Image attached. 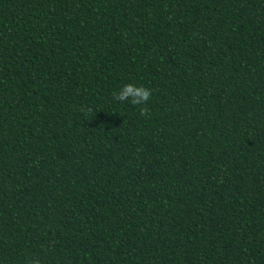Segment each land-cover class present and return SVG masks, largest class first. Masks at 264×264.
I'll return each mask as SVG.
<instances>
[{"label":"trees","instance_id":"16d2710c","mask_svg":"<svg viewBox=\"0 0 264 264\" xmlns=\"http://www.w3.org/2000/svg\"><path fill=\"white\" fill-rule=\"evenodd\" d=\"M31 259L264 264V0H0V264Z\"/></svg>","mask_w":264,"mask_h":264},{"label":"clouds","instance_id":"9594fccd","mask_svg":"<svg viewBox=\"0 0 264 264\" xmlns=\"http://www.w3.org/2000/svg\"><path fill=\"white\" fill-rule=\"evenodd\" d=\"M113 95L118 101L128 100L133 105H140L149 100L151 93L143 85L125 83L120 86L118 91H114ZM29 264H40V261L38 259H31Z\"/></svg>","mask_w":264,"mask_h":264}]
</instances>
